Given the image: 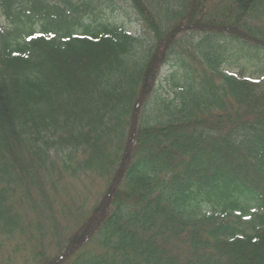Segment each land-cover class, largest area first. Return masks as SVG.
Masks as SVG:
<instances>
[{
  "label": "trees",
  "instance_id": "16d2710c",
  "mask_svg": "<svg viewBox=\"0 0 264 264\" xmlns=\"http://www.w3.org/2000/svg\"><path fill=\"white\" fill-rule=\"evenodd\" d=\"M124 1L0 0V264H264V0Z\"/></svg>",
  "mask_w": 264,
  "mask_h": 264
},
{
  "label": "rangeland",
  "instance_id": "374dc122",
  "mask_svg": "<svg viewBox=\"0 0 264 264\" xmlns=\"http://www.w3.org/2000/svg\"><path fill=\"white\" fill-rule=\"evenodd\" d=\"M97 13H99V20L105 23L118 25L124 28L128 33L137 36L140 33L139 27L135 23V16L131 10L129 4L124 0H103L102 6L98 8ZM227 51L225 53V63L223 68L231 73L238 74L244 73L246 77L252 79H259L264 75V52L258 53H246L244 51H239L233 45L226 46ZM176 67H165L162 69L160 74V79L157 85L158 95L166 100L172 99L178 94V86L181 85L180 78H175V83L171 77L175 76L173 70ZM181 73V71H179ZM176 84V85H175ZM90 184V183H89ZM95 186L91 185V188L87 187V190H92L93 196L97 192L96 183ZM75 190L71 188L68 189L69 198H72L76 203V206L82 205L81 193L84 188L76 184ZM86 189V187H85ZM72 206V202L70 204Z\"/></svg>",
  "mask_w": 264,
  "mask_h": 264
}]
</instances>
